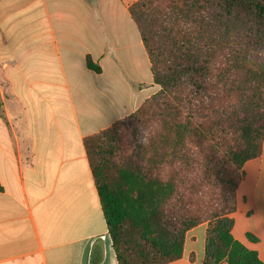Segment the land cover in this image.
I'll return each instance as SVG.
<instances>
[{
  "label": "trees",
  "instance_id": "16d2710c",
  "mask_svg": "<svg viewBox=\"0 0 264 264\" xmlns=\"http://www.w3.org/2000/svg\"><path fill=\"white\" fill-rule=\"evenodd\" d=\"M129 12L159 90L84 139L118 263L178 260L206 223L204 264H264L232 233L264 143V0H138Z\"/></svg>",
  "mask_w": 264,
  "mask_h": 264
},
{
  "label": "crops",
  "instance_id": "0c3cea01",
  "mask_svg": "<svg viewBox=\"0 0 264 264\" xmlns=\"http://www.w3.org/2000/svg\"><path fill=\"white\" fill-rule=\"evenodd\" d=\"M136 1L0 0V264H119L84 139L159 90ZM237 197L233 236L264 263V146ZM206 232L168 264H204Z\"/></svg>",
  "mask_w": 264,
  "mask_h": 264
},
{
  "label": "rangeland",
  "instance_id": "374dc122",
  "mask_svg": "<svg viewBox=\"0 0 264 264\" xmlns=\"http://www.w3.org/2000/svg\"><path fill=\"white\" fill-rule=\"evenodd\" d=\"M263 146H264V143H263ZM262 151H263V149H262Z\"/></svg>",
  "mask_w": 264,
  "mask_h": 264
}]
</instances>
